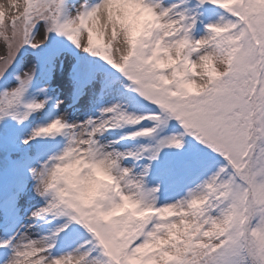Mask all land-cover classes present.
<instances>
[{"label": "snow or ice", "instance_id": "1", "mask_svg": "<svg viewBox=\"0 0 264 264\" xmlns=\"http://www.w3.org/2000/svg\"><path fill=\"white\" fill-rule=\"evenodd\" d=\"M9 120L0 264H264V0L0 2Z\"/></svg>", "mask_w": 264, "mask_h": 264}, {"label": "rangeland", "instance_id": "2", "mask_svg": "<svg viewBox=\"0 0 264 264\" xmlns=\"http://www.w3.org/2000/svg\"><path fill=\"white\" fill-rule=\"evenodd\" d=\"M0 2H6V0H0ZM52 48L44 49L41 48L37 50L39 55L48 54L52 51ZM35 53L30 52L27 54L28 56V64H31L35 59ZM46 55L42 56L45 57ZM14 69H10L9 71L12 72ZM87 71V68H85ZM66 76H67V65H65L64 73L58 70L55 74V79L53 80V85L57 88L58 94L60 98L64 100L65 105L69 103L67 99L68 96V88L66 87ZM39 77V75L37 76ZM40 79V77H39ZM13 83L15 81L13 80ZM86 99L81 101V104L86 102ZM60 111H64V105L61 106ZM69 116L75 118L79 116L80 119L85 118L84 112L81 113H74L72 109H68ZM32 122H26L22 126H18L14 121H7L3 125H0V215H3L4 212L7 211L8 202H4L2 197L8 196L9 197V205L11 204L12 197L17 192V190L24 184L26 180H28V173L27 169L30 166L31 161L26 158V153L28 152V148L20 144L22 137L30 131L32 127ZM21 150L20 152L17 150ZM17 162L22 167L19 169L20 172V182H18L17 186L13 187L14 185L10 182L11 177L8 173V166L10 162ZM31 198V203L35 206H38L42 201L39 197H36L31 188V181L28 183V190L26 195L23 199L20 200V204L23 206L25 201ZM6 199V197L4 198ZM23 213V208H21Z\"/></svg>", "mask_w": 264, "mask_h": 264}]
</instances>
